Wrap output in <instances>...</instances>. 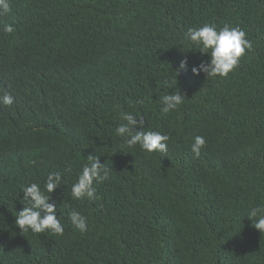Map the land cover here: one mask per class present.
Here are the masks:
<instances>
[{
    "label": "trees",
    "instance_id": "trees-1",
    "mask_svg": "<svg viewBox=\"0 0 264 264\" xmlns=\"http://www.w3.org/2000/svg\"><path fill=\"white\" fill-rule=\"evenodd\" d=\"M10 5L0 16V96L14 97L0 104V264H264V234L248 218L264 206V0ZM204 25L238 27L252 42L227 78L192 73L210 57L184 34ZM176 88L183 105L161 112ZM122 111L168 135L167 152L129 148L116 135ZM90 155L109 172L92 202L71 192ZM53 171L64 233L22 234L21 190L43 188Z\"/></svg>",
    "mask_w": 264,
    "mask_h": 264
},
{
    "label": "clouds",
    "instance_id": "clouds-1",
    "mask_svg": "<svg viewBox=\"0 0 264 264\" xmlns=\"http://www.w3.org/2000/svg\"><path fill=\"white\" fill-rule=\"evenodd\" d=\"M10 0H0V16L10 14ZM3 31L6 34H13V25H5ZM185 41L199 49L198 52L210 57L206 63H201L198 67L192 68V73L199 76L204 73L208 78H227L239 66L241 58L246 51L252 50V42L247 38L244 30L238 27L225 25L217 29L215 25H204L199 28H189L184 34ZM181 69L187 67V60L181 62ZM165 86L168 82L165 81ZM186 96L181 94L179 88L174 92L164 94L159 98L162 105L161 112L169 113L177 110L184 103ZM14 97L5 93L0 96V104L11 106ZM142 103V101H141ZM120 119L124 122L116 129V135L124 139V143L129 148L139 145L148 153H166L168 150L169 136L158 131H144L145 119L134 115L131 112H121ZM139 128L141 130L136 131ZM206 140L202 136H197L191 145L192 152L199 156L201 149L205 146ZM88 162L83 166L71 192L74 199H87L89 202L99 199L96 184L108 179L109 172L105 164H101L100 156L90 155ZM71 171V169H66ZM64 183L63 175L60 171H53L47 175L43 188L37 183H32L22 188L25 207L17 212L15 216L16 225L22 230V234L31 230L33 233H45L51 231L57 235H63L64 227L57 215L56 205L50 203L51 196ZM248 218L252 221L255 229L264 234V206L251 208ZM70 221L75 229L81 233L88 230L87 218L78 211L70 213Z\"/></svg>",
    "mask_w": 264,
    "mask_h": 264
}]
</instances>
